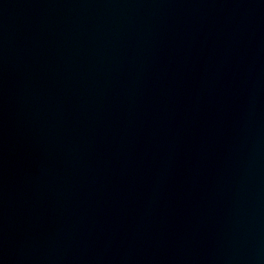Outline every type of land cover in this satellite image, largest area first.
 I'll return each instance as SVG.
<instances>
[{
  "label": "water",
  "instance_id": "95a60500",
  "mask_svg": "<svg viewBox=\"0 0 264 264\" xmlns=\"http://www.w3.org/2000/svg\"><path fill=\"white\" fill-rule=\"evenodd\" d=\"M0 264H264V0H0Z\"/></svg>",
  "mask_w": 264,
  "mask_h": 264
}]
</instances>
